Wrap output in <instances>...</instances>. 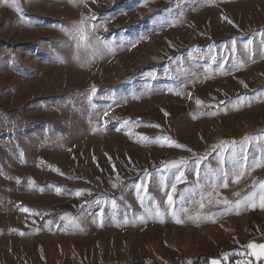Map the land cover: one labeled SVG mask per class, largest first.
Instances as JSON below:
<instances>
[{
  "label": "rangeland",
  "instance_id": "rangeland-1",
  "mask_svg": "<svg viewBox=\"0 0 264 264\" xmlns=\"http://www.w3.org/2000/svg\"><path fill=\"white\" fill-rule=\"evenodd\" d=\"M262 185L264 0H0V264H264Z\"/></svg>",
  "mask_w": 264,
  "mask_h": 264
},
{
  "label": "trees",
  "instance_id": "trees-1",
  "mask_svg": "<svg viewBox=\"0 0 264 264\" xmlns=\"http://www.w3.org/2000/svg\"><path fill=\"white\" fill-rule=\"evenodd\" d=\"M116 264H158V263H152L150 260H147L146 258H139V259H133L130 262L126 263H116ZM162 264V263H160ZM163 264H185L182 260H177L176 258H169L166 263ZM194 264H205L203 261L198 260ZM208 264V263H207Z\"/></svg>",
  "mask_w": 264,
  "mask_h": 264
},
{
  "label": "snow or ice",
  "instance_id": "snow-or-ice-1",
  "mask_svg": "<svg viewBox=\"0 0 264 264\" xmlns=\"http://www.w3.org/2000/svg\"><path fill=\"white\" fill-rule=\"evenodd\" d=\"M81 23H83V21H82ZM94 91H95V89H93V92H94ZM200 103H201V102H200L199 100H197V104H200ZM125 123H127V122H125ZM118 130H119V129H118ZM140 139H141V141H145V140H147L148 138H147V137H143V136H141ZM164 139L166 140L167 138H164ZM176 146L181 147V146H179V145H176ZM181 163H182V162H181ZM171 166H172V167H177V162H175V161L171 162ZM226 186H227V185L225 184V187H226ZM114 187H115V185H114ZM262 187H264V185H262ZM173 189H174V186H173ZM57 191H59V189H57ZM78 194H79V193H78ZM171 201H172V198H171V196H169V198H168L169 205H171ZM224 203L227 204L228 201L225 200ZM200 206L203 207V204H201ZM261 207H264V198H262V204H261ZM23 210H24V211H28L27 209H23ZM156 215L159 216L160 213L157 211ZM190 218H191V217H190ZM177 222L179 223L180 221L177 220Z\"/></svg>",
  "mask_w": 264,
  "mask_h": 264
},
{
  "label": "built area",
  "instance_id": "built-area-1",
  "mask_svg": "<svg viewBox=\"0 0 264 264\" xmlns=\"http://www.w3.org/2000/svg\"><path fill=\"white\" fill-rule=\"evenodd\" d=\"M247 257L243 258L242 264H250L249 261L246 260Z\"/></svg>",
  "mask_w": 264,
  "mask_h": 264
}]
</instances>
